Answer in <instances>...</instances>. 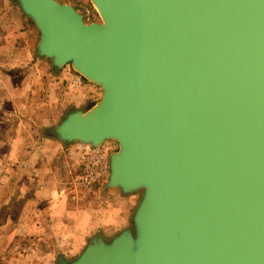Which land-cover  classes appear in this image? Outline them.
<instances>
[{
	"label": "water",
	"instance_id": "95a60500",
	"mask_svg": "<svg viewBox=\"0 0 264 264\" xmlns=\"http://www.w3.org/2000/svg\"><path fill=\"white\" fill-rule=\"evenodd\" d=\"M15 0L36 56L102 90L46 136L118 144L106 190L131 228L57 264H264V0Z\"/></svg>",
	"mask_w": 264,
	"mask_h": 264
},
{
	"label": "rangeland",
	"instance_id": "374dc122",
	"mask_svg": "<svg viewBox=\"0 0 264 264\" xmlns=\"http://www.w3.org/2000/svg\"><path fill=\"white\" fill-rule=\"evenodd\" d=\"M57 1L75 7L88 22L100 21L90 0ZM32 26L15 0H0V92L17 90L20 96L0 98V264H57V253L72 261L98 231L112 239L131 228L141 197L105 190L108 166L100 182L82 184L89 165L103 169L98 155L108 165L117 143L80 154L74 150L78 143L65 147L46 136L71 108L86 104L84 97L68 99L67 83H61V92L54 89L50 62L27 68L22 61L25 68L16 67L22 51L36 55L40 35ZM72 69L66 66L58 78ZM3 75L10 80H2ZM88 84L91 98H101V88Z\"/></svg>",
	"mask_w": 264,
	"mask_h": 264
},
{
	"label": "crops",
	"instance_id": "0c3cea01",
	"mask_svg": "<svg viewBox=\"0 0 264 264\" xmlns=\"http://www.w3.org/2000/svg\"><path fill=\"white\" fill-rule=\"evenodd\" d=\"M20 9V8H19ZM22 13V12H21ZM23 14V13H22ZM24 16V15H23ZM25 17V16H24ZM26 18V17H25ZM26 20H27V23L28 24H30L31 25V23H30V20H28L27 18H26ZM32 26V25H31ZM32 27H34L35 28V31H38L37 29H36V27L33 25ZM21 38L24 40V39H26V31H21ZM39 43V42H38ZM38 45V44H37ZM24 47V46H23ZM22 47V48H23ZM37 47V46H36ZM19 57H17L16 58V67H18V68H20V69H24L25 67H29V66H32V65H34V63L37 61V63L38 62H47L48 63V61L46 60V59H41V58H39V57H37L36 55L34 56V58L33 57H31L30 56V54H29V52L27 51V50H25V52L24 51H22L21 52V54H19L18 55ZM22 61H24V62H26L25 64H26V66L23 68V64L22 63H24V62H22ZM51 64V63H50ZM22 67V68H21ZM51 69H52V65H51ZM19 70V69H18ZM33 73V76H37V74L38 73H34V72H32ZM60 73V72H59ZM59 73H53V70H52V75H51V78H49V82H52V85H53V87H54V89H59V91L58 92H61V87L63 86V85H61V83L63 82V84H68V91H70L69 92V94H68V99H75V102L77 101V99L76 98H79V97H84L83 99H85V104H86V106L90 103V102H95V101H99V99L98 100H95L94 98H91V96H92V94H91V87L89 86V82H86L85 80H83L80 76H78L75 72H73V70H72V72L71 73H66L65 72V74L63 75V77L62 78H58V74ZM3 77V78H2ZM1 77V79L2 80H10V78H7V76L6 75H3ZM55 82V83H54ZM4 91V90H3ZM3 91H1L0 92V98L1 97H8V96H10V95H14V97H20L18 94H17V90L16 91H10V90H5V92H3ZM57 92V93H58ZM102 96V95H101ZM7 101H11V100H5V102H7ZM85 108V107H84ZM71 109H76V108H71ZM57 143H60V142H57ZM61 144V143H60ZM64 145V144H63ZM78 145L79 146H76L75 148H74V150L75 151H79L80 152V154L84 151V149L85 148H89L88 146H85V145H82V144H80V143H78ZM65 147H68V146H66V145H64ZM78 149V150H77ZM106 190V189H105ZM110 190H112V189H110ZM116 190H118V189H116ZM119 192H120V190H118ZM120 194H121V196L122 197H129V196H124L121 192H120ZM136 195V194H135ZM130 196H132V195H130ZM134 196V195H133ZM138 203H139V201H138ZM138 203H137V205H138ZM137 205L135 206V209H136V207H137ZM135 209H134V211H135ZM134 211H133V214H134ZM133 214H132V218H133ZM132 218H131V222H132ZM99 232H102V234H103V236L105 237V233H103V231L102 230H100V231H98L97 233H99ZM97 233H95L94 235H96ZM93 235V236H94ZM92 236V237H93ZM91 237V238H92ZM91 238H89L87 241H89ZM106 239H108L107 237H105ZM84 249V248H83ZM82 252V251H81ZM81 252H80V254H81ZM58 254H60V253H57V256H58ZM79 254V255H80ZM78 255V256H79Z\"/></svg>",
	"mask_w": 264,
	"mask_h": 264
},
{
	"label": "built area",
	"instance_id": "2783aa9c",
	"mask_svg": "<svg viewBox=\"0 0 264 264\" xmlns=\"http://www.w3.org/2000/svg\"><path fill=\"white\" fill-rule=\"evenodd\" d=\"M99 163L101 164L102 170L99 169L96 164L95 166H92L93 164L89 165L88 168L84 172V177H83V185L86 187H90L93 184L100 182L102 174L107 170V163L103 160L98 155ZM102 162V163H101Z\"/></svg>",
	"mask_w": 264,
	"mask_h": 264
},
{
	"label": "trees",
	"instance_id": "16d2710c",
	"mask_svg": "<svg viewBox=\"0 0 264 264\" xmlns=\"http://www.w3.org/2000/svg\"><path fill=\"white\" fill-rule=\"evenodd\" d=\"M31 25H34L31 21H30Z\"/></svg>",
	"mask_w": 264,
	"mask_h": 264
}]
</instances>
